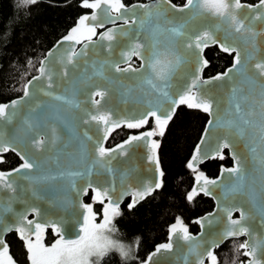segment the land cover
<instances>
[{"label": "snow or ice", "instance_id": "6c2138e0", "mask_svg": "<svg viewBox=\"0 0 264 264\" xmlns=\"http://www.w3.org/2000/svg\"><path fill=\"white\" fill-rule=\"evenodd\" d=\"M23 2L34 3L35 0ZM83 6L93 10L91 15L82 16L77 27L40 61L38 75L23 85L22 96L10 103L0 104V163L3 162V154L9 151L16 153L23 161L11 171H0V264H14L2 236V233L13 230L25 240L31 264H91L90 258L96 257L99 261L112 249L127 257L129 249L107 235L116 231L113 218L120 215V198L125 194L131 195L133 200L128 207L132 208L139 200L159 189L161 182L152 184L138 181V187L132 188L129 182L136 178V170L131 167L117 168L113 161L118 156L127 155L134 142L146 141L151 153L148 160L155 163L159 172L155 155L159 145L151 138L163 136L178 105L197 108L212 116L201 143L196 146V154L188 164L189 168H193L194 162L200 158L201 147L208 142L213 130L224 133L216 145L220 158H223L224 148L234 149L238 141L244 142L247 152L237 153L233 150L235 166L223 169L220 178L209 179L203 173H198L197 187L187 196L191 201L198 191L214 196V190L221 189L219 197L214 196L218 200L217 213L226 217L221 237L205 242L209 247L202 250V237L192 236L177 218L176 223L170 226L169 241L158 245L145 264H152L153 257L172 250L180 241L187 244L184 264H190L189 256L196 257V264H205L206 259L210 264H218L214 254L218 239L240 235L249 236L237 249L244 250L249 257L248 264H264L261 259L264 256V236H253L249 227L245 226L251 218L256 217L264 225V55L260 54L264 40H258L264 33L255 31L257 22L264 23V0H259L254 6L242 5L241 0H186L180 8L173 5L171 0H155L154 3L136 4L131 8L126 7L122 0H83ZM242 7L251 9L255 14L241 19L238 11ZM170 11L189 15L176 23L168 18ZM209 17H214L215 23L205 25L203 30L189 28L194 20ZM117 21H122V25L116 26ZM109 22L113 27L100 33L99 39L94 40L97 28H103ZM221 31L224 33L222 42L216 38ZM123 37H128V41L122 45L119 57H114ZM66 42L70 48L57 58ZM81 42H84L83 46L77 51L75 46ZM209 44H218L222 51L235 55L227 72L204 80L201 73L207 61L202 57V50ZM132 57L142 61L139 69L130 63ZM253 60L256 61L253 75H249V65ZM121 61H128L127 67L122 68ZM189 64L196 67L184 73L182 83L174 84L171 77L176 70ZM108 72L135 75L136 89L121 84L120 94L122 100L142 105L143 110L137 114L139 118L115 119L114 110L102 104L110 89L102 88L96 81L103 80L108 85L118 82L106 75ZM215 81L230 84L223 101V113L221 102L214 100L204 89V85ZM61 82L68 86L57 92ZM89 88L94 90L88 91ZM134 91H138L139 95H134ZM81 92L86 100L78 98ZM29 103L28 113L10 134H5L4 128ZM74 109L79 110V115ZM151 118H154L156 128L132 135L116 148L104 147L114 128L124 124L129 129H139L148 124ZM50 119L54 122L49 123ZM58 124L68 128L79 142L77 154H66L64 163L61 162L62 150L57 148L61 140ZM92 126L100 133L95 140L89 135ZM42 128L47 132H41ZM81 128L83 131H80ZM46 146L48 151L55 154L43 159L34 154L43 151ZM29 148L33 150L31 155L27 151ZM105 174L108 179L104 183L109 186L103 189L102 186L93 187L92 177ZM159 175L162 177L163 173L159 172ZM80 181L86 186H78ZM117 183L120 192L114 199ZM89 188L94 192L93 202L103 203L107 200L100 223H96L92 204L73 201L70 195L75 192L79 197L81 191L87 194ZM49 190L57 193L50 203L64 210L72 207L82 210V220H77L79 227L76 238H65L60 226L64 223L63 219L55 222L47 220L38 206L22 200L24 193L29 191L37 201L45 199L43 193ZM17 200L25 204L22 212L13 211L12 204ZM234 211L240 213L239 219L232 218ZM5 213L12 214V223L5 221ZM29 213L35 214L36 218L28 219ZM216 215L209 214L196 223L203 227L206 221L212 223L210 217ZM42 219L44 222H39ZM48 228L59 236L51 247L44 244Z\"/></svg>", "mask_w": 264, "mask_h": 264}, {"label": "trees", "instance_id": "16d2710c", "mask_svg": "<svg viewBox=\"0 0 264 264\" xmlns=\"http://www.w3.org/2000/svg\"><path fill=\"white\" fill-rule=\"evenodd\" d=\"M136 0H122L129 4ZM182 3L185 0H174ZM256 2L258 0H247ZM91 2V0H90ZM91 9L83 6V0H0V104L23 93V85L36 74L46 51L63 35L77 27L80 18ZM208 65L205 75L224 71L233 62V53L221 50L218 44L206 49ZM208 113L187 105H179L174 117L165 127L163 136L156 135L160 143V161L163 169L161 187L132 208L130 198L119 207L120 215L113 218L116 235L126 241L132 249V256L125 258L119 251L105 254L97 264H143L150 252L169 236L170 226L181 219L193 232L200 228L197 217L213 208L214 199L204 193H197L187 199L192 191L197 170L189 168V159L199 140ZM154 120L139 129L121 125L113 129L107 141L112 146L143 129H152ZM206 161L198 170L207 176H216L223 165H231L233 159L228 150L224 154ZM22 162L14 152L3 155L0 170L16 167ZM93 191L86 196L93 212H103V203L93 202ZM58 238L48 228L44 244L51 245ZM9 254L20 264H26L28 252L25 241L13 231L7 236ZM244 238H232L216 249L218 264H237L247 256L239 248Z\"/></svg>", "mask_w": 264, "mask_h": 264}, {"label": "water", "instance_id": "95a60500", "mask_svg": "<svg viewBox=\"0 0 264 264\" xmlns=\"http://www.w3.org/2000/svg\"><path fill=\"white\" fill-rule=\"evenodd\" d=\"M155 0H136L133 1L129 4H126L124 2H122L126 7L131 8L133 5L136 4H150V3H154ZM259 0L256 2H250L247 0H241V4L242 5H256L258 4ZM171 3L173 5H175L177 8L183 7V5L186 3H177L174 0H171ZM93 10H91L90 12L86 13L85 15H91ZM140 14L142 15V10L140 11ZM238 14L240 16L241 19H243L245 16H250V15H254L255 13L251 12V9L249 8H241L238 11ZM84 15V16H85ZM189 14L188 13H173V12H169L168 13V18L174 19L176 23H180L182 21V19H186L187 16ZM208 15V14H206ZM91 22V21H89ZM209 23H215V18L214 17H209L207 19L201 18V19H197L194 20L192 23L189 24V28L190 29H196V30H203L204 26L209 24ZM247 23V21H246ZM122 25V21H117L116 26H121ZM113 24L109 23H105L103 28H98L101 29L96 36L93 37L94 40H98L99 39V35L100 33L106 31L109 28H112ZM255 31L257 32H261L264 33V23L261 22H257L255 24ZM69 35H63L60 38H58L55 43L46 51L45 55L42 57L41 60H43L50 51H52L54 48H56L58 42L62 41L63 38L65 36ZM224 33L218 32L216 35V38L218 40H221V38L223 37ZM258 40H264V36L258 37ZM128 41V37H123L121 38V46L116 48V51L114 53V57H119V53L122 50V45L124 43H127ZM222 42V40H221ZM84 42H81V44L76 45V50L79 51V49L83 46ZM215 44H209V46H212ZM204 47L202 50V57L204 60L207 61V65H208V58L206 56V49L209 47ZM238 46V45H237ZM70 48V44L68 42H66L63 46V48L60 50V53L57 54V58L62 55V54H66L65 50ZM235 55V53H233ZM260 54L264 55V44H262L260 46ZM136 58L140 61V63L138 65L132 63V60ZM233 62H234V57H233ZM233 62L224 70V71H219L215 74L212 75H205V69L207 67L203 66L202 68V78L204 80H211L213 77L223 74L225 72L228 71L229 68H231ZM129 62L128 61H121L120 62V66L123 67H127V64ZM130 63L132 64V66L136 69H139L141 66L142 61L138 58V57H132L130 60ZM256 63L255 60H253L250 65H249V75H253V66ZM40 67V64H39ZM196 66L194 64H189L187 66L182 65L179 69L176 70V74L173 75L171 77V80L174 84H178V83H182L183 80V75L185 72H191L194 70ZM89 72H91V68H89ZM79 74V70H77V75ZM38 75V72L34 75H32L28 80H30L33 76ZM106 75L111 76L114 80L118 81L115 84L112 85H108L105 81L103 80H98L96 81V83L100 84L102 86V88L104 89H110L108 96L102 101V104L105 105L107 108L113 109L114 110V118L118 119V120H126V119H133V118H139L138 117V112L142 111V105L134 103L131 100H122L121 99V84L127 87H131L134 90L136 89V85H137V80L135 78V75L133 73H124V74H114L112 72H108L106 73ZM27 83V82H26ZM68 85L61 82V88L56 89L57 92H61L63 91L64 88H66ZM148 87V86H145ZM230 88V84L226 81H215L214 83L211 84H206L204 85V89L205 91L211 95L213 97L214 100L216 101H220V109H221V113H223V109L225 108V104H224V98L226 96V93L229 91ZM94 89L89 88L88 91H93ZM134 95H139L138 91H134L133 93ZM23 93L21 95L15 96L12 99L8 100L6 103H10L11 100L13 99H17L20 96H22ZM41 99H45L44 97H40ZM80 100H86V97L84 95L83 92H81L79 94L78 97ZM31 103V102H30ZM30 103L29 104H25L21 109H20V114L18 117H16L10 124H8L5 128H4V132L5 134H10L14 128L19 124L20 119L23 118V116H25L28 113L29 107H30ZM51 103H56V102H51ZM5 104V103H4ZM85 106H89L88 103H85ZM179 106V105H178ZM178 106L175 108V112L172 116V118L174 117ZM76 115H79V110H73ZM208 120L205 124V127L202 131V134L199 138V140L197 141L193 152L190 156L189 162L192 161L193 156L196 154V146L198 144L201 143V139L204 136V132L205 129L208 128V121L212 119V116H210L208 114ZM53 120H49V123H53ZM78 123V121H77ZM124 125V124H121ZM59 133L61 136V140L59 141L57 148L62 150V155H61V162L64 163L67 160V155L68 153H71L73 155L77 154V148H78V141L75 140L73 138V136L71 135V132L68 128H65L63 125H59ZM115 129V128H114ZM80 131H83V128L80 129ZM113 131V130H112ZM111 131V132H112ZM145 131H150V129L148 130H144L142 132ZM41 132H47V129H41ZM108 135V139L110 137V134ZM139 133H134L132 135H137L140 134ZM89 135L93 136V139L95 140L100 133L97 132L95 126H92L89 129ZM130 135V136H132ZM224 133L223 131L220 130H213L211 135L208 138V142L204 145H202L201 147V152H200V158L194 162V167L193 169L197 170L196 174H195V180L193 183V188L197 187V180H196V176L198 173H203L204 176H206L209 179H217L221 177V171L223 169H227V168H231L235 166V160L232 157V151H236L237 153H245L247 152V150L245 149V145L243 141H238L235 145L234 149H230V148H224L222 151V155L224 154L225 150L229 151L230 156L233 159V163L231 165H223L220 168L219 173L214 176V177H210L207 176L204 172H198V169L209 159L220 156L221 154L216 152V145L218 140L223 137ZM129 136V137H130ZM129 137L121 142H118L112 146H107V141L108 139L104 142V147L109 148V149H113L116 148L118 145L123 144L126 140L129 139ZM152 140H155V136L151 138ZM158 142V141H157ZM158 148L156 149V158L158 159L159 162V172L163 173V169H162V165H161V161H160V156H159V151H160V143L158 142ZM89 147L91 148V144L89 145ZM28 153L31 155L33 154V150L31 148L27 149ZM5 154V153H4ZM3 154V155H4ZM35 155L39 156L41 159L48 157V156H52L55 153L48 151L47 150V146L43 151H39V152H35ZM151 153L149 152V148H148V142L146 141H139V142H134L133 146L129 147L127 155H123V156H118L116 160L113 161V165L117 168L120 169H125V168H134L136 170V178L131 180L129 182V184L131 185L132 188H137L138 187V181H143L146 183H152L154 184L157 181H160L162 184L163 181V176L161 177L159 175V172L156 170V165L153 161H149L148 160V156ZM23 163V161L21 162ZM20 163V164H21ZM19 164V165H20ZM19 165H17L16 167L10 168V169H3L0 171H11L12 169L17 168ZM54 168V166H53ZM108 179L107 174L105 175H100V176H96L94 175L92 177L93 180V187L96 186H102V189L104 187H108L109 185L104 183V181ZM22 183H26V182H22ZM81 188L85 187L86 184L83 181L79 182V185ZM192 188V189H193ZM157 190V189H156ZM155 190V191H156ZM90 191H93L92 188L88 189L87 194H83V192L81 191V194L79 195V197H77V194L75 192H72L71 198L73 201H77L78 203H83V204H91L88 201H86V196L90 193ZM154 191V192H155ZM120 192V187L119 184L117 183V192L116 194H114L113 198L115 199L116 196L119 194ZM153 192V193H154ZM221 192V189L216 188L214 190V196L219 197ZM197 193H203V192H197ZM94 194V192H93ZM45 199L39 200L37 201L34 197H32L31 192H26L24 193L22 200H27L30 201L34 206H38L41 209L42 214L44 215L45 219L50 220V221H59L61 219H63L64 223L61 224V228L64 231L65 234V238L66 239H72V238H76V233L78 231V227L79 224L77 223V220H82V216H80V212L82 211L81 209H79L78 207H72L69 208L68 210H64L61 207H58L52 203H50L49 201L52 199L53 196L57 195V193H54L53 191L49 190L45 193H43ZM59 195H62V193H60ZM151 195V194H150ZM149 196V195H148ZM214 196H210L214 199V206L212 209L206 211L205 213L199 215L197 217V220H200L204 217H208L209 214H214L216 213L217 215L213 218L210 217V219H213L212 223H208L207 221L204 223L203 227L201 226V224H199L200 228L197 232H193L190 231L188 228V232L194 236V237H202L201 240V244H202V250L204 248H208L209 245L205 242H210L212 241L214 238H218L221 237V234L223 233L224 229H225V224H226V217L223 214H219L217 213V208H218V200L216 198H214ZM127 198H130V202L133 200V197L131 195L125 194L122 198H120V202H119V207L125 202V200ZM146 198V197H145ZM144 198V199H145ZM139 200L135 205H137L139 202H141L142 200ZM22 200H17L15 202H13L12 204V208L14 212H22L25 208V204L22 202ZM105 202L107 203V200H105ZM240 213L238 211H234L232 218L233 219H239ZM35 214L33 213H29L28 214V219H35ZM4 219L7 223H12L13 222V217L11 213H5L4 214ZM39 222H44V220H40ZM247 227H249L250 232L252 233L253 236L256 237H261L264 236V225L261 224V221L258 217L256 218H251L246 225ZM15 231V230H13ZM6 232V233H2L3 236V240L4 242L8 245V249H9V243L7 240V236L13 232ZM0 232H2V229H0ZM16 232V231H15ZM18 236L21 238L20 234L17 232ZM56 234V233H55ZM58 235V234H56ZM244 238V241L242 242V244L249 239L248 235H240V236H234L231 238H219L218 239V246H216L214 248V254L216 252V249L221 246L222 244H224L227 240L232 239V238ZM59 238V236H58ZM57 238V239H58ZM22 239V238H21ZM34 239V237H33ZM23 241H25L24 239H22ZM169 241V236L168 239L165 242L162 243H166ZM160 243V244H162ZM159 244V245H160ZM158 246V245H157ZM157 246L150 252V254L148 255V257L150 255H152V253L155 251V249L157 248ZM187 253V244L184 241H180L177 245H174V248L168 252H162V254H159L155 257H153V261L152 264H184V259H183V255ZM261 259L264 260V256H261ZM248 260L249 257H247L245 260L240 261L237 264H248ZM146 261V260H145ZM145 261L143 262V264H145ZM189 262L190 264H196V257L195 256H189ZM205 264H210L209 260H205Z\"/></svg>", "mask_w": 264, "mask_h": 264}, {"label": "rangeland", "instance_id": "374dc122", "mask_svg": "<svg viewBox=\"0 0 264 264\" xmlns=\"http://www.w3.org/2000/svg\"><path fill=\"white\" fill-rule=\"evenodd\" d=\"M154 128H156V123H155V127ZM150 130H152V129H150ZM155 139H156V136H155ZM156 141H159L158 139H156ZM198 172H202L201 170H198ZM105 204H106V202H105ZM104 209V208H103ZM95 213V215H96V223H100L102 220H103V212H102V214L100 215V213H96V212H94ZM179 220H181V219H179ZM176 222H174L173 224H175ZM172 224V225H173ZM184 225V224H183ZM185 226V225H184ZM107 235H109L110 236V238L111 239H113V240H115V241H118L119 243H121V244H124L125 246H126V248L127 249H129V255L127 256V257H125V258H129V257H131L132 256V249L130 248V246L128 245V243L126 242V241H124L123 239H121L120 237H118L117 235H116V232H108L107 233ZM52 245V244H51ZM51 245H47V244H45V246H47V247H51ZM112 250H116V249H112ZM112 250H110V251H112ZM110 251H108V252H110ZM118 251V250H117ZM107 252V253H108ZM106 253V254H107ZM10 255V254H9ZM11 256V255H10ZM12 257V256H11ZM124 257V256H123ZM103 258V257H102ZM102 258H100L99 259V261H97V258L96 257H92V258H90L91 259V264H97L98 262H100L101 261V259ZM12 259H13V261H14V264H20V263H18L17 261H15L14 260V258L12 257ZM26 264H31V261H29L28 263H26Z\"/></svg>", "mask_w": 264, "mask_h": 264}, {"label": "flooded vegetation", "instance_id": "af4514ba", "mask_svg": "<svg viewBox=\"0 0 264 264\" xmlns=\"http://www.w3.org/2000/svg\"><path fill=\"white\" fill-rule=\"evenodd\" d=\"M185 2H186V0H185ZM185 2H182V3H185ZM178 3V2H177ZM92 10V9H91ZM90 10V11H91ZM89 11V12H90ZM101 29H98L97 28V33L100 31ZM132 63H134V64H136V65H138L139 63H140V61L138 60V59H136V58H134L133 60H132ZM151 119H153L154 120V118H151ZM154 127H155V120H154ZM154 127L152 128V129H154ZM144 130H148V129H143V130H141V131H139V132H142V131H144ZM139 132H137V133H139ZM134 134V133H133ZM244 241V240H243Z\"/></svg>", "mask_w": 264, "mask_h": 264}]
</instances>
